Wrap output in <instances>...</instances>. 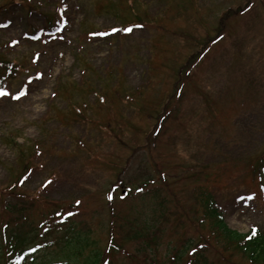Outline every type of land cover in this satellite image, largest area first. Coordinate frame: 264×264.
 <instances>
[{"label":"rangeland","instance_id":"rangeland-1","mask_svg":"<svg viewBox=\"0 0 264 264\" xmlns=\"http://www.w3.org/2000/svg\"><path fill=\"white\" fill-rule=\"evenodd\" d=\"M14 1L0 15V57L21 66L0 87L12 94L0 96V203L18 193L33 229L45 221L28 264L93 251L183 264L173 257L208 233L200 188L231 229L264 230V0ZM142 226L145 244L129 238ZM206 241L215 264H249Z\"/></svg>","mask_w":264,"mask_h":264},{"label":"trees","instance_id":"trees-1","mask_svg":"<svg viewBox=\"0 0 264 264\" xmlns=\"http://www.w3.org/2000/svg\"><path fill=\"white\" fill-rule=\"evenodd\" d=\"M14 2L13 0L0 3V15L6 13L7 6ZM22 2L26 4L27 1L22 0ZM34 7L35 6H32L29 9L32 10ZM31 10H29V12H31ZM44 16L48 29L53 30L54 25L59 23V19L57 18L54 20L51 15L48 14ZM35 32L39 33L40 30ZM2 55L0 57V87L5 86L8 78L18 76L21 68L20 63L5 60ZM78 112L81 113V110H78ZM254 171L259 174L258 179L261 185L260 188L262 193H264V162L261 161L260 164L255 167ZM21 178L22 177H20L17 182L15 181V183H21L19 181ZM199 191L200 194H197L196 200L200 204L202 223L208 222L207 237L201 238L203 242L195 244L193 248H188L191 244H187V247H185L182 252H178V255L173 257V261L183 259V264H215L213 261L207 259L201 252L209 247L206 241L207 239L215 243L217 247L220 245L222 250L235 249L248 260L249 264H264V230L251 227L246 233H241L231 229L225 223L222 214L218 210V206L215 205L216 202L210 190L200 188ZM16 196L17 198L15 201L8 198L7 200L4 199L3 203H0V264H28L34 252L41 246L39 243L35 242V237L37 236L38 229L44 225L45 221H40L37 227L33 229L34 225L29 222L27 214L30 206L18 193ZM4 203L5 206L3 207ZM2 207L4 208L3 210L7 209L11 213L12 216H10L11 218L9 221L3 220L7 215L5 214L6 211L5 213L3 212ZM253 229H256L255 235L252 234ZM149 230V228H143L142 226L139 230L133 231V237L129 238L145 244L146 242L144 240L148 238ZM65 236L66 238L62 239V243L64 242L67 245L69 242L68 236L67 234H65ZM115 244L118 245L116 242L112 241L111 237L107 249L111 251V247H113L116 248L115 251H121L122 249L116 247ZM89 245L90 243L86 240L77 241L78 253L82 247H88ZM99 260V253L94 251L88 256L86 264H98ZM100 261L109 264L110 256L104 257ZM222 262H227V259L222 257ZM146 264L151 263L148 262ZM152 264H157V262L153 261Z\"/></svg>","mask_w":264,"mask_h":264},{"label":"snow or ice","instance_id":"snow-or-ice-1","mask_svg":"<svg viewBox=\"0 0 264 264\" xmlns=\"http://www.w3.org/2000/svg\"><path fill=\"white\" fill-rule=\"evenodd\" d=\"M249 7H251V5H249ZM0 27H8V25L7 24L0 25ZM113 31L115 32V31H119V30L118 29H113ZM124 31L131 32L132 29L131 28H126V29H124ZM18 43H19V41H13V45L18 44ZM37 58H38V56H37ZM39 78H40V76L37 75L36 79L38 80ZM29 83H31V80H29ZM9 95H12V94L9 93V92H7V91L0 90V96H9ZM23 95H27V90L26 89L23 90V91H20L18 94L14 95L12 98L19 100L21 98V96H23ZM27 179H28V177H25V180H27ZM21 183H23V181H21ZM50 183H51V181H47L46 184H45V186H47V184H50ZM108 198L109 199H112L111 196H109ZM240 199H245V198L244 197H241ZM246 199H254V197H247ZM69 215H72V213H69ZM252 234L253 235L256 234V229H253L252 230Z\"/></svg>","mask_w":264,"mask_h":264}]
</instances>
